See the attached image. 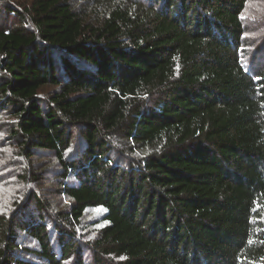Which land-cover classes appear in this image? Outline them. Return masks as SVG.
<instances>
[{
  "label": "trees",
  "instance_id": "16d2710c",
  "mask_svg": "<svg viewBox=\"0 0 264 264\" xmlns=\"http://www.w3.org/2000/svg\"><path fill=\"white\" fill-rule=\"evenodd\" d=\"M87 2L0 9V264H264L258 2Z\"/></svg>",
  "mask_w": 264,
  "mask_h": 264
},
{
  "label": "rangeland",
  "instance_id": "374dc122",
  "mask_svg": "<svg viewBox=\"0 0 264 264\" xmlns=\"http://www.w3.org/2000/svg\"><path fill=\"white\" fill-rule=\"evenodd\" d=\"M29 0H0V9H4V3H9L10 5L20 6V4L25 3ZM79 1L80 8L83 9L85 6H89L87 0H77ZM258 2V6L255 7L254 14L256 21L264 17V0H255ZM4 15L0 14V25L3 24ZM255 21V22H256ZM258 35L264 38V26L257 31ZM15 120L10 115H6L4 112H0V213H8L12 209L13 205L17 202L15 199H19L23 196V190L25 185L20 181L18 175L21 173L22 167L16 168L18 163V157L15 152L16 148L12 144V139H9V127L7 125L14 123ZM48 156V155H47ZM49 157V156H48ZM36 163L40 166L45 167L46 164H42L40 161H48L41 154L40 158L37 159ZM27 190L34 188L30 184H26Z\"/></svg>",
  "mask_w": 264,
  "mask_h": 264
}]
</instances>
